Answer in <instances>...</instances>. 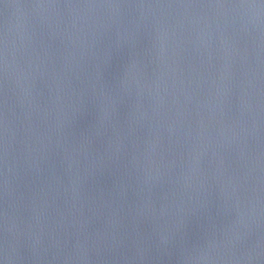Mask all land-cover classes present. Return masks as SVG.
I'll list each match as a JSON object with an SVG mask.
<instances>
[{"label": "water", "instance_id": "1", "mask_svg": "<svg viewBox=\"0 0 264 264\" xmlns=\"http://www.w3.org/2000/svg\"><path fill=\"white\" fill-rule=\"evenodd\" d=\"M35 264H264V0H35Z\"/></svg>", "mask_w": 264, "mask_h": 264}]
</instances>
